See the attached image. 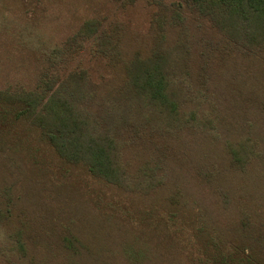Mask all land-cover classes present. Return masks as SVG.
<instances>
[{"label":"trees","instance_id":"16d2710c","mask_svg":"<svg viewBox=\"0 0 264 264\" xmlns=\"http://www.w3.org/2000/svg\"><path fill=\"white\" fill-rule=\"evenodd\" d=\"M185 12L193 14L196 29L204 28L195 36V42L204 47L201 53L206 54V59L195 74L187 69L193 44L185 33L189 20ZM206 22L215 32L207 30ZM155 25L156 37L146 46L147 50L132 51L122 46L125 41L115 23L104 25L98 19H86L73 35L49 50L46 66L34 87L17 85L15 89L0 90V130L13 128L19 121L31 126L40 144L39 149L32 148V159L42 163L41 145L49 147L57 157L51 171L60 178L73 180L85 190L87 198L110 210L112 213L101 214L108 223L118 222V217L133 228L153 234H158L160 223L165 239L154 237L166 245L173 242L179 253L187 254L197 264H264L253 250L240 248L239 241L229 245L223 242L221 237L226 236L220 224L212 212L206 211V205L192 197L185 182L193 169V176L206 183L226 180L227 175L241 176L252 158L264 157L259 140L248 134L229 143L227 155L213 147L218 157L204 140L214 142L218 136L215 122L218 100L207 87L210 75L206 72L209 58L206 51L224 54L235 46L245 54L263 51L264 0H175L169 7L160 5V17ZM166 26L178 28L172 32V40ZM87 42L91 43L93 56H101L122 69L119 78L95 80L88 69L78 65L60 72L62 63L69 62ZM226 71H230L229 87L240 101L243 118L249 104L251 109L264 112V71L251 84L244 81V73L231 65ZM204 101L209 102L211 110L201 108ZM189 130L199 134L198 138L206 136L195 140L185 134ZM190 161L194 165L189 168ZM220 161L229 164L223 167ZM230 166L240 171L230 173ZM27 171L30 169H24ZM29 177L32 192L26 201L36 218V227L42 235H47L49 207L53 204L67 207L72 202L63 193L51 198L41 182L42 190L37 179ZM157 189L168 192L165 196H169L170 208L165 213L153 206L143 209L135 206L156 205V200L137 202L132 195ZM222 198L225 207L228 197ZM240 211L238 227L258 215L243 213L242 207ZM83 216L92 228L95 224L92 212L86 211ZM101 227L91 229V234L86 236L72 226L63 225L50 236L68 264H84L86 258L94 264H110L105 260L106 252L114 254L110 243L120 227L119 224L117 230ZM209 229L221 230V237ZM22 238L19 234L15 242L24 251ZM39 245L35 244L34 249L42 251L43 246L48 249L47 255L53 253L45 239ZM149 249L146 242L130 243L125 237L122 242V251L133 264L141 258L149 259ZM33 261L34 255L30 263ZM49 263L63 264V260Z\"/></svg>","mask_w":264,"mask_h":264},{"label":"rangeland","instance_id":"374dc122","mask_svg":"<svg viewBox=\"0 0 264 264\" xmlns=\"http://www.w3.org/2000/svg\"><path fill=\"white\" fill-rule=\"evenodd\" d=\"M174 1L0 0V90L15 89L17 85H23L26 88L34 87L39 74L46 66L49 50L73 35L89 18L98 19L104 25L110 22L112 25L115 23L118 26V34L125 41L122 43L124 48L132 51L142 48L146 51V46L156 37L154 27L156 20L160 17V5L165 4L169 7ZM185 15L189 19L185 33H188V42L193 44L187 69L195 74L202 69L206 59V54L201 53L204 47L200 45L201 43L195 42V36L203 32L204 28L196 29L195 21L191 18L193 14L185 12ZM205 25L207 30L215 32L208 22ZM166 29L168 35H171L169 40H172V32L177 31L178 28L166 26ZM90 46L91 43H85L69 62L62 63V66L59 64L60 72L63 73L64 69L78 65L88 69L95 80H99L100 77L119 78L122 69L110 64L101 56H93ZM206 52L209 54L206 72L210 75L207 87L218 100V117L215 118L218 136L212 142L203 138L206 134L201 135V138H198L199 134L190 130L185 134L193 136L195 140L204 139L208 145H211L212 151L214 147L216 151H222L225 155H227L229 143L237 142L244 134H248L259 140V148H262L264 153V112L261 109H251L249 104L246 109L247 115L243 118L239 109L240 101L234 98L229 87L230 71H226L231 65L239 73H244L243 78L247 84H249L248 81L250 84L254 83L258 73L264 71V50L251 55L245 54L235 46L224 54L208 50ZM201 108L211 110L208 101H204ZM15 124L13 128L6 131L0 130V264H35L36 260H38L37 264H50L49 262L55 263L59 260H63V264H68L65 257L56 249L55 241L50 236L52 232H57L63 225H69L79 233L84 232L88 236L92 232L91 229L111 226L117 230L118 224L120 228L115 232L110 243L114 254L106 252L105 260L110 264H133L122 251L124 237L130 243L132 241L146 242L150 246L149 259L141 258L135 261V264H197L187 254L179 253V249L173 242L170 241V245H166L154 237L165 239L160 223L157 228L158 234L147 230L142 232L140 228H133L128 222L118 217L119 223L113 220L108 223L105 216L101 214L112 213L110 210L101 208L95 201L87 198L85 190H82L73 180L60 178L57 173H54L55 171H51L53 163L57 162V157L49 147L41 145L40 152L44 158L42 163H36L32 159L30 153L32 148H40L38 140L35 139L36 131L27 123L19 121V124ZM214 153L217 156L215 151ZM259 158L264 159V157L252 158L253 160L247 163L243 170L246 172L240 173L241 176L227 175L226 180L216 179L206 183L197 176H193L195 175L193 169L186 176L185 182L188 192L200 201V204L206 205V211L213 213L215 221L223 230L209 229L210 232L220 236L219 231H221L223 236H226L224 238L220 236L224 243L229 245L234 244L232 241H239L240 248L253 250L255 257L264 261V165L262 164L264 161ZM227 163L224 165L220 161L223 167ZM193 165L194 161H190L188 167ZM26 168L30 171L24 172ZM231 170L230 173L239 172L240 168L234 167ZM247 172H249L247 175L242 174ZM29 176L37 179L40 190L43 189L42 183L44 190L51 194V198L58 193H63L72 202V205L67 207L56 204L49 207V218L45 225L47 235H42L36 227V218L26 201L32 192L29 189L32 178ZM68 180L69 183H67ZM165 194L168 192L162 193L157 189L147 194L136 193L132 197L137 202L156 200V205L139 203L135 206L142 209L153 206L156 211L165 213L170 208L169 196ZM223 195L228 197L225 207ZM191 202L189 201V205ZM179 203H182L181 199ZM241 207L243 213L255 212L258 215H253V218L251 217L245 225L241 223L238 227L236 222L241 217ZM86 211L93 214L95 224L92 228L85 223L83 214ZM250 221L251 224H249ZM19 234L23 236L24 251L19 250L15 242ZM44 239L45 243L52 246L53 253L47 255L48 249L43 246H41L42 251L34 249V245L40 246V242ZM32 255H34V261L30 263ZM84 264L94 263L86 258Z\"/></svg>","mask_w":264,"mask_h":264}]
</instances>
